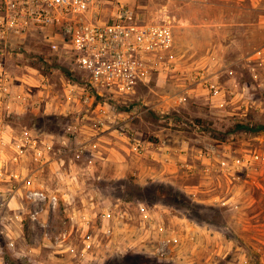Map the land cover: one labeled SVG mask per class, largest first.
Returning a JSON list of instances; mask_svg holds the SVG:
<instances>
[{
	"label": "rangeland",
	"instance_id": "374dc122",
	"mask_svg": "<svg viewBox=\"0 0 264 264\" xmlns=\"http://www.w3.org/2000/svg\"><path fill=\"white\" fill-rule=\"evenodd\" d=\"M110 1L173 27L143 82L105 93L122 117L38 40L0 44L3 264H264V162L232 163L264 158V0Z\"/></svg>",
	"mask_w": 264,
	"mask_h": 264
},
{
	"label": "built area",
	"instance_id": "2783aa9c",
	"mask_svg": "<svg viewBox=\"0 0 264 264\" xmlns=\"http://www.w3.org/2000/svg\"><path fill=\"white\" fill-rule=\"evenodd\" d=\"M172 28L169 20L146 21L125 4L110 0H0V44L28 36L51 55L66 57L85 80L80 87L83 102L107 121L123 113L111 107L105 93L129 92L143 82L146 60L171 46ZM67 87L71 91L76 84L68 82ZM7 95L0 61V105ZM131 147L137 150L140 144L133 142ZM213 150L205 146L207 153ZM262 162L264 158L256 151H243L232 159L237 169L247 171ZM28 194L36 200L47 198L37 190ZM235 195L233 192L229 198ZM48 200L52 206L57 201L55 196Z\"/></svg>",
	"mask_w": 264,
	"mask_h": 264
},
{
	"label": "crops",
	"instance_id": "0c3cea01",
	"mask_svg": "<svg viewBox=\"0 0 264 264\" xmlns=\"http://www.w3.org/2000/svg\"><path fill=\"white\" fill-rule=\"evenodd\" d=\"M109 214H110V212H109Z\"/></svg>",
	"mask_w": 264,
	"mask_h": 264
},
{
	"label": "trees",
	"instance_id": "16d2710c",
	"mask_svg": "<svg viewBox=\"0 0 264 264\" xmlns=\"http://www.w3.org/2000/svg\"><path fill=\"white\" fill-rule=\"evenodd\" d=\"M227 133V132H226Z\"/></svg>",
	"mask_w": 264,
	"mask_h": 264
}]
</instances>
